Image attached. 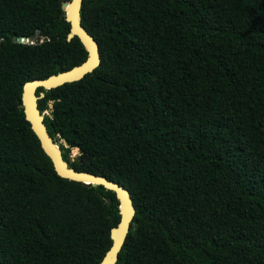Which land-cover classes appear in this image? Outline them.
<instances>
[{"label": "trees", "instance_id": "trees-1", "mask_svg": "<svg viewBox=\"0 0 264 264\" xmlns=\"http://www.w3.org/2000/svg\"><path fill=\"white\" fill-rule=\"evenodd\" d=\"M81 21L101 65L38 108L67 163L58 135L129 190L116 264H264V0H84ZM69 33L61 0H0V264H100L120 223L116 192L58 175L22 107L27 82L88 59Z\"/></svg>", "mask_w": 264, "mask_h": 264}, {"label": "water", "instance_id": "water-1", "mask_svg": "<svg viewBox=\"0 0 264 264\" xmlns=\"http://www.w3.org/2000/svg\"><path fill=\"white\" fill-rule=\"evenodd\" d=\"M68 1H70V6L66 9L63 5V0H61L62 7L66 12V20L70 24L68 41H72L75 37L79 38L89 53L88 59L81 65H77L69 71L52 75L46 79H37L27 82L22 92L21 102L26 120L30 123L32 130L38 137L43 150L51 159L58 175L65 179L82 182L86 185L104 186L106 189L116 192L121 202L120 223L116 228L112 229V246L100 263L116 264L119 259V253L126 242L131 230L132 221L136 214L131 194L126 187L115 181L88 172H81L72 167L71 165L73 163L80 161L82 155L80 148H77L80 155L75 157V159L70 157V161L67 163L63 158L65 150H61L60 146L55 142V139L50 135L48 127L45 124V115L44 113L42 114L38 108V101L45 97L43 93L39 97L37 96L38 89L43 88L45 90H51L67 83L80 81L86 77V75L94 72L95 69L101 65L102 60L99 44L82 25L81 9L84 0ZM45 40L46 39H44V41ZM19 41L28 44H35L32 39H19ZM51 103L52 109L48 106L47 110H52L51 116L54 117L53 102ZM58 137L64 142L66 148L75 149L70 146L68 141L61 135H58Z\"/></svg>", "mask_w": 264, "mask_h": 264}, {"label": "rangeland", "instance_id": "rangeland-1", "mask_svg": "<svg viewBox=\"0 0 264 264\" xmlns=\"http://www.w3.org/2000/svg\"><path fill=\"white\" fill-rule=\"evenodd\" d=\"M49 107L52 109V103H51V102L49 103ZM51 111H52V110H47V111H45L44 115H45V116L50 115V114H51ZM61 143L64 145V142H63V141H61ZM59 146H60V145H59ZM72 153H73V149H71V157L74 158V159H75V157H77V156L80 155V154L78 153V154H76L75 156H73Z\"/></svg>", "mask_w": 264, "mask_h": 264}, {"label": "bare ground", "instance_id": "bare-ground-1", "mask_svg": "<svg viewBox=\"0 0 264 264\" xmlns=\"http://www.w3.org/2000/svg\"><path fill=\"white\" fill-rule=\"evenodd\" d=\"M64 7L67 9V8H69V6H70V1L69 2H65L64 4ZM79 153V151L77 150V148L76 149H73V153H72V155L73 156H75L76 154H78Z\"/></svg>", "mask_w": 264, "mask_h": 264}]
</instances>
